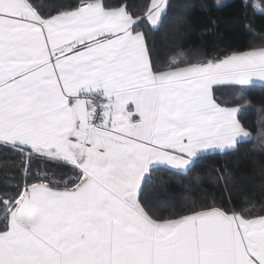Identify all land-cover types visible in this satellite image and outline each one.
Segmentation results:
<instances>
[{
  "label": "snow or ice",
  "instance_id": "snow-or-ice-1",
  "mask_svg": "<svg viewBox=\"0 0 264 264\" xmlns=\"http://www.w3.org/2000/svg\"><path fill=\"white\" fill-rule=\"evenodd\" d=\"M44 7L0 0V146L24 177L0 194V264H264V214L145 195L151 170L188 175L250 137L214 86L264 82V47L159 66L141 25L158 30L168 0Z\"/></svg>",
  "mask_w": 264,
  "mask_h": 264
},
{
  "label": "trees",
  "instance_id": "trees-1",
  "mask_svg": "<svg viewBox=\"0 0 264 264\" xmlns=\"http://www.w3.org/2000/svg\"><path fill=\"white\" fill-rule=\"evenodd\" d=\"M40 2L45 5L44 12L54 14L58 5L69 0ZM110 2L116 5L125 0ZM146 2L127 0L130 5L139 6L137 14L143 11ZM254 4L264 8V0H169L158 30H153L147 22L141 27L147 33L153 58L159 66L173 58L195 62L223 57L264 47V13L255 9ZM214 94L222 106L242 108L238 117L250 137L238 145V150L202 155L188 175L165 167L151 170L145 195L157 203L215 201L237 209L247 207L252 215L264 214V85L216 87ZM30 170L33 175L46 172L58 181L71 175L67 167L52 161L34 159ZM22 172L21 155L0 146V194L14 191L24 179ZM196 175L201 178L199 183L192 182Z\"/></svg>",
  "mask_w": 264,
  "mask_h": 264
},
{
  "label": "crops",
  "instance_id": "crops-1",
  "mask_svg": "<svg viewBox=\"0 0 264 264\" xmlns=\"http://www.w3.org/2000/svg\"><path fill=\"white\" fill-rule=\"evenodd\" d=\"M169 1V0H168ZM260 48V47H259ZM252 84H262L264 85V82L260 81L259 78H253V82L250 83V84H247V85H244V86H249V85H252ZM222 86H233V87H241V86H236V85H228V84H225V85H218V86H214V88L216 87H222ZM222 106V105H221ZM222 107H226V108H231V107H227V106H222ZM237 119L239 120V117H238V114H237ZM240 122V120H239ZM241 123V122H240ZM241 125L243 126V124L241 123ZM244 127V126H243ZM244 129L247 131V129L244 127ZM248 132V131H247ZM213 151H221V150H213ZM213 151H209L208 153L210 152H213ZM170 168V167H168Z\"/></svg>",
  "mask_w": 264,
  "mask_h": 264
}]
</instances>
